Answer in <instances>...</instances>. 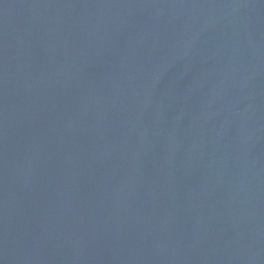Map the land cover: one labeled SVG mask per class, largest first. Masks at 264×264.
Wrapping results in <instances>:
<instances>
[{
	"label": "water",
	"instance_id": "obj_1",
	"mask_svg": "<svg viewBox=\"0 0 264 264\" xmlns=\"http://www.w3.org/2000/svg\"><path fill=\"white\" fill-rule=\"evenodd\" d=\"M0 264H264V0H0Z\"/></svg>",
	"mask_w": 264,
	"mask_h": 264
}]
</instances>
